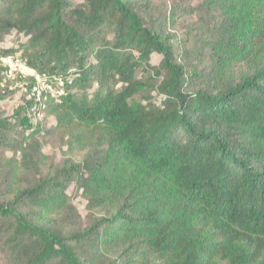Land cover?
<instances>
[{
    "label": "trees",
    "instance_id": "16d2710c",
    "mask_svg": "<svg viewBox=\"0 0 264 264\" xmlns=\"http://www.w3.org/2000/svg\"><path fill=\"white\" fill-rule=\"evenodd\" d=\"M10 55L64 93L0 114V264H264V0H0Z\"/></svg>",
    "mask_w": 264,
    "mask_h": 264
},
{
    "label": "rangeland",
    "instance_id": "374dc122",
    "mask_svg": "<svg viewBox=\"0 0 264 264\" xmlns=\"http://www.w3.org/2000/svg\"><path fill=\"white\" fill-rule=\"evenodd\" d=\"M24 72V78L17 77L11 79L7 77L6 79L5 77L0 85V114L11 121H15L19 118V116L16 115L18 112H23L25 115L24 117L29 116L28 102L32 95L28 89L31 87V83L28 79L31 77L27 71ZM92 89H96V86L92 85L90 90ZM54 123L55 119L53 117H48L43 123L36 126V128L40 131L46 130L51 128ZM68 144L69 142L66 137L59 138L58 136H54L44 142L42 141V151L49 156V160L46 164H50L51 162L55 164L65 163L70 160L79 161L85 151H81L78 146L71 145V147ZM74 206L81 216L85 214L82 200H76Z\"/></svg>",
    "mask_w": 264,
    "mask_h": 264
},
{
    "label": "built area",
    "instance_id": "2783aa9c",
    "mask_svg": "<svg viewBox=\"0 0 264 264\" xmlns=\"http://www.w3.org/2000/svg\"><path fill=\"white\" fill-rule=\"evenodd\" d=\"M0 63L6 69V74L8 78H24V71H27L29 73V76L34 79V85L31 88L30 92L32 97L35 98V101L38 104H41L42 99L46 95H49L53 99H58L64 93V81L61 77L53 78L52 82L48 81L44 75L37 74L36 72L28 68L25 62L15 56L2 57L0 58ZM70 75L72 76V72L70 73ZM32 117L34 124L42 121L44 115L41 111V106L35 107L33 109Z\"/></svg>",
    "mask_w": 264,
    "mask_h": 264
}]
</instances>
